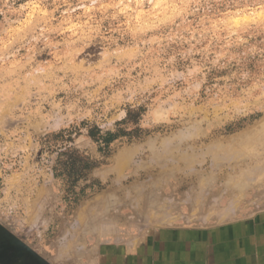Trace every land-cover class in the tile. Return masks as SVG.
I'll use <instances>...</instances> for the list:
<instances>
[{
  "label": "clouds",
  "instance_id": "clouds-1",
  "mask_svg": "<svg viewBox=\"0 0 264 264\" xmlns=\"http://www.w3.org/2000/svg\"><path fill=\"white\" fill-rule=\"evenodd\" d=\"M0 225L36 264H264V0H0Z\"/></svg>",
  "mask_w": 264,
  "mask_h": 264
},
{
  "label": "rangeland",
  "instance_id": "rangeland-1",
  "mask_svg": "<svg viewBox=\"0 0 264 264\" xmlns=\"http://www.w3.org/2000/svg\"><path fill=\"white\" fill-rule=\"evenodd\" d=\"M41 253L21 234L0 225V264H33Z\"/></svg>",
  "mask_w": 264,
  "mask_h": 264
},
{
  "label": "flooded vegetation",
  "instance_id": "flooded-vegetation-1",
  "mask_svg": "<svg viewBox=\"0 0 264 264\" xmlns=\"http://www.w3.org/2000/svg\"><path fill=\"white\" fill-rule=\"evenodd\" d=\"M33 264H36V263H33Z\"/></svg>",
  "mask_w": 264,
  "mask_h": 264
}]
</instances>
